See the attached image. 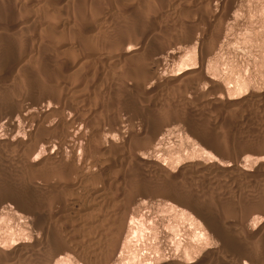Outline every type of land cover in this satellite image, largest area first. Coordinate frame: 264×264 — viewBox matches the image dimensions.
I'll return each mask as SVG.
<instances>
[{
  "label": "rangeland",
  "instance_id": "1",
  "mask_svg": "<svg viewBox=\"0 0 264 264\" xmlns=\"http://www.w3.org/2000/svg\"><path fill=\"white\" fill-rule=\"evenodd\" d=\"M66 1L0 0V32L2 31L0 35V218L3 217L5 218L3 220L8 221H4L5 224L2 222L3 224L0 225V227L3 226L0 229V240L14 231L13 241L17 240L15 241L16 243L18 239L28 241L34 239L32 237H35V234L46 223L49 214L52 211H56L55 203H53L55 198L53 197L57 198L59 195L60 187L55 186L57 184L54 182L57 177L53 176L54 180L52 182L53 178L45 175L42 170H35L34 172V166L28 161L34 158L37 160L42 159L37 167L46 165L50 161L46 160L48 151L42 146L43 150L42 144L35 149L32 147L36 143L35 140L43 137L44 132L48 138H53L55 134L51 130L43 129V127V135L41 131V134L38 133L39 130H42L41 127L32 135L28 133L30 132L31 121L38 117L45 104L50 102L53 104V108L59 107L58 109H52V113L39 115L41 121L45 120L47 123L55 124L61 119L63 112L61 109L63 110L65 106L71 104L70 101L76 100L77 102L80 101L79 104H83L86 110L92 111L91 123L89 124H94V126L91 125V127L98 125L97 127L110 128V125L114 124H112L114 118H121L125 122L123 131L131 133V129H134L133 131L143 130L142 133L137 134L135 132L131 136V148L144 147L153 128L167 121L165 124L168 125L164 128L170 133L166 132L169 135L166 134L167 148L169 150L173 148L170 152H175L177 157H179L176 163L177 158L172 153L176 160L169 162L170 156L166 155V163L174 169L186 165L187 169L190 168V171H196L197 169L193 170V167H198V162L205 161L210 166H207V171L205 170L202 174H205L204 180L208 181L209 179V181L201 182V180H197L194 177L195 179L192 180V183L185 176H182V179H180L181 183L184 181H190V183H183L181 184L183 185L182 187L177 184L175 188V185L167 183L169 184V187H167V184H163L164 182L166 183V179L163 178L165 179L164 181L159 179L161 175L165 176L164 172L161 173L158 169L156 171L152 167L150 171L161 174L159 176V174L155 173L154 181L153 177H145L146 179L140 177L137 171L135 172L137 168L132 166L135 170L133 171V168L129 167V170H126V176L129 177L131 174L130 176L131 178L133 176V180L131 182L129 181L131 180L130 178H125L129 182L125 184L124 192L133 191L136 188V182L140 181L141 187L143 186L144 191L146 190V199H150V203L155 202L156 204L157 201V203L162 204L161 200L163 198L166 200V195L172 193V196L177 199L186 200L185 202L191 203L193 207L196 205V210L199 209L202 214L214 216L216 223L219 222L220 225L223 222H225L223 224H226V222L232 223L236 233L230 235L235 237H228L234 239V242L230 246L217 250L215 254H212L213 256L215 255L214 257H210V255L209 262H207V259L206 263L215 264V261L216 264H238L239 262L241 264L246 261L247 264H264V256L262 258V255H264V229L253 235V238L248 232H244L248 231L247 224L264 223V0H225L222 5L219 2L220 0H181L182 4L180 6H175L180 3L179 0V2L177 0ZM95 6L100 9L98 12L93 10ZM80 7L83 9L81 10ZM83 11L90 13L87 14L88 21L81 16ZM98 13H102V15H98L101 18L109 14L111 20L102 23V25L98 24L95 19ZM78 15L80 16L78 17ZM228 15L231 19H229ZM78 18L83 19L82 21L85 23L81 21L82 25H78L77 23L81 24ZM92 18H94V21ZM196 36L203 38L202 47L199 46L197 49L194 48L195 41L193 40V37ZM88 38L91 39L89 40ZM80 41L85 43L82 44ZM142 41L144 42L143 45L146 44L145 47L147 46L142 56L130 57L131 55H121L124 44L129 42L140 44ZM94 44L97 48L94 47ZM117 45L119 46L118 48ZM164 45L178 47L180 52L183 53L177 59L164 58L166 61L164 60L161 64L154 61L156 56H152L153 59L148 57L151 60L150 63H147L148 53L164 47ZM109 46H113V49H110ZM99 48L102 49L101 52ZM193 49L195 50L194 53L191 52ZM103 51L105 53L114 51L112 54L120 57L114 68L109 70L105 65L101 66L103 63L97 59L96 55ZM188 54L192 55V59L185 61L188 59ZM201 56L202 59L200 60ZM82 58L89 60V63H84L85 65L80 66L76 71L74 70L75 68L69 67V63L81 62ZM144 62L147 65L142 64ZM148 64H152L153 66H150L156 70L163 69L166 75L176 74V79L171 84H168V87L170 86L169 89H163L164 83L157 82L152 88L145 90V81L143 80L146 79H142V77H147L148 70L144 72V69L146 66L148 67ZM90 65H96L94 67L98 71L102 70L98 72L94 67L89 68ZM97 65L102 68L100 69ZM201 66L204 67L206 73L213 77L214 83L205 84L208 82L203 76L205 72L200 70ZM88 68H93L92 72ZM142 68L143 70H141ZM144 74L145 76H143ZM241 80H245V86L241 90L240 88L236 89L238 82ZM151 96L155 97L151 98ZM156 97L160 100L158 104ZM147 98H150L151 101H147ZM138 109L139 111L137 112ZM103 118L104 122L100 121ZM98 120L100 121L99 124H97ZM50 133H52V136ZM36 134L38 136L40 134V137H37ZM22 137L25 140L29 138L32 140L29 139L27 143L23 144L24 146L15 142ZM93 139V143H98L99 140L102 143L101 139ZM118 141H121V138ZM28 143L33 144H30L31 146L29 145V147L27 146ZM19 144L21 145L20 147L18 146ZM202 149L212 153L213 157L203 152ZM39 151L42 152L39 153ZM147 156L152 158V155L148 153ZM108 158L112 160L113 156H111V153ZM135 161L138 162L137 160ZM207 161L210 162L208 163ZM108 167L112 172L115 169L113 164H108L106 168L108 169ZM241 168L248 169V171L244 172ZM110 171L107 170V173ZM112 172H110L111 175H114ZM33 173H35V176ZM192 173L194 174V172ZM42 174L44 175L43 177L41 176ZM36 176L41 179L39 180L37 177L36 181ZM45 177L44 182L43 179ZM156 177H159V180ZM183 178L185 179L184 181ZM46 180H48L49 184L46 183ZM247 180L252 181L249 184L250 186H243ZM129 183H133L132 185L135 188L131 184L132 189L130 185L126 186ZM204 184L207 185L205 186ZM55 194L58 195L56 196ZM37 197H40L41 200ZM153 197L155 198L153 199ZM42 200L46 201L43 202ZM49 202L50 204L53 203L52 206ZM48 205H50V208L47 209ZM42 208L43 210L45 209V212L42 211ZM9 218L11 219L9 220ZM38 226L40 228L35 230ZM57 229L54 228L53 233L56 231L58 234L51 233V236L55 235L57 243H62L64 242V240H61L64 239L63 233L60 229H58L60 231ZM18 232H23L24 234ZM261 233H263L262 236H260ZM50 239L46 240L47 243L44 244L45 249L40 257V262L35 261L29 264H43L47 260L46 258H49L52 245H54V242L52 243ZM238 239L239 241H237ZM212 240H209L208 245H218L216 244L217 242L215 243ZM105 242L104 240L101 241L103 251L106 249L104 247H107L109 243L111 245V241L109 243L108 240ZM0 243L5 245L1 241ZM11 243V245L14 244V242ZM50 243L51 246L49 245ZM6 246H9V243H6ZM204 248L205 246H200L195 249L196 251L194 250L192 253V260L197 259L199 257L197 255L201 254L200 250H204ZM233 248H236V250ZM83 249L80 248L78 249L79 251H76L78 255L81 254L75 260L79 261L80 264L84 258L81 264L84 262L85 264H92L95 257H91L92 252H90L89 246L86 247L85 245ZM46 250H49V252ZM75 254L72 255L75 257ZM255 255H259L256 257L260 259L258 260L254 257ZM217 256L218 261L215 259ZM0 260L10 262L9 264H25L20 262L17 256L13 254L12 257L3 258L0 256ZM88 261L92 263H88Z\"/></svg>",
  "mask_w": 264,
  "mask_h": 264
},
{
  "label": "bare ground",
  "instance_id": "2",
  "mask_svg": "<svg viewBox=\"0 0 264 264\" xmlns=\"http://www.w3.org/2000/svg\"><path fill=\"white\" fill-rule=\"evenodd\" d=\"M101 1H103V0H101ZM179 1H180V3L175 5V6H178V5L180 6V4H182L181 0H179ZM224 1L225 0H220L219 2L222 5V3L224 4ZM63 2H64V0H63ZM66 2H69V1H66ZM164 3H166V2H164ZM45 5H47V4H45ZM169 5H171V4H169ZM50 6H51V4H50ZM69 6H71V5H69ZM97 6H98V4H97ZM23 7H24V5H23ZM164 7L168 8L166 6H164ZM80 9H81V7H80ZM84 9H86V8L84 7ZM37 10H38V8H37ZM93 10L98 12L100 9H98L95 6ZM171 10H173V9H171ZM86 11L85 12L83 11V13H81L82 14L81 16L83 18H85V20L87 19V17H88L87 14L89 13V12L86 13ZM88 11H89V9H88ZM94 11H93V13H94ZM35 12H36V10H35ZM95 14H96V12H95ZM99 14L102 15V13H98L96 15V18H95L98 24L102 25V23H104V22H106L108 20H111V18H110L111 16L109 14H107L103 18L99 17L98 16ZM111 15H113V14H111ZM79 16L80 15H78V17ZM81 18L80 19L78 18L80 23L83 20ZM93 19L94 18H92V20ZM229 19H231V17ZM88 20H89V18L87 19V21ZM79 21H76V22H79ZM70 22H71V20H70ZM72 23H73V21H72ZM82 23H85V22L82 21ZM82 23L81 24L77 23V24L78 25H82ZM72 28L74 29V27H72ZM1 33H2V31L0 32V35H1ZM78 37H79V35H78ZM94 37H96V36H94ZM94 37H93V39H94ZM134 39H136V38H134ZM202 39L203 38L200 37V36L193 37V40L195 41V46H194L195 49H197L199 46L202 47ZM81 40L83 41V39H81ZM82 41H80V42L82 43ZM105 42H106V40H105ZM83 43H85V42H83ZM110 44H108V45H110ZM143 44H144L143 41L140 44L139 43L138 44L137 43L134 44V42L133 43L129 42L127 44H124V46L122 48L121 55L122 56L131 55L130 57H136V56H139V55L142 56L145 53V49L147 48V46L145 47L146 44L145 45H143ZM113 46H111V47L109 46V48L113 49ZM165 46L166 45H164V47L158 48L157 50H153V52L148 53L147 58H146L148 60L147 63H150V60H151L152 56H156V58L154 57V61L155 62H159L161 64L162 62H164V60H165L164 58L168 57L170 59H177L183 53V52H180V48H178V47L170 46V45L169 46L167 45L168 47L167 46L165 47ZM94 47H95V44H94ZM118 47L119 46L117 45V48ZM95 48H97V47H95ZM99 49H97V50H99ZM101 50L102 49H100V52H101ZM193 50L191 52L194 53L195 50L194 51ZM215 50H217V49H215ZM181 51H183V50H181ZM100 52L96 55L97 59L100 62L103 63V65H101V64L100 65L101 66L105 65L107 68H109V70L114 68L115 65L117 64V62L119 61L118 59L120 57L112 54L114 51L112 53H110L111 51H108L106 53L104 51L102 53H100ZM186 54H184V55H186ZM191 56L192 55L188 54L187 55L188 59L185 60V61H189ZM116 57H118V58H116ZM148 57H151L150 60H149ZM84 59L81 62L79 61V62H76V63H69L70 64L69 67L70 68H75L74 70L76 71V69H78L82 65H85L84 63H87L89 61V60H84ZM97 59H96V61H97ZM201 59H202V56H201L200 60ZM142 64H146V63L144 62ZM152 64H154V63H152ZM152 64H150V65H152ZM150 65L148 64V67L146 66L145 69H144V72H145V70H148L147 71V75H146L147 77L146 78L142 77V79H146V80H143V81H145V90L146 89L148 90V89L152 88V86L154 84H156L157 82L164 83L165 86H164L163 89H165V88L169 89L170 86L168 87V84H171L176 79L175 78L176 74H174V75L173 74L166 75L163 69L162 70L161 69L156 70L154 67H152L153 65L152 66H150ZM94 66L96 67V65H93V66L90 65L89 68L94 67ZM95 67H94V69L96 70ZM92 69H89L90 72H92L91 71ZM124 69H126V68H124ZM129 69H131V68H129ZM141 70H143V68ZM141 70H140V72H141ZM200 70L204 71V67L201 66ZM96 71H98V69ZM100 71H98V72H100ZM203 74H204L203 76L205 77V80L208 82V83H205V80H204L205 84H209V83H212L214 81L213 77L210 76L208 73L205 72ZM143 76H145V74ZM94 78H95V76H94ZM243 86H245V80L239 81L237 86H236V89L240 88V90H241V88ZM171 90H172V87H171ZM172 93H174V92H172ZM188 93H189V91H188ZM153 95H155V94H153ZM156 95H157V93H156ZM169 96H171V95L169 94ZM152 97L153 96H151V98ZM129 98H130V96H129ZM161 98H163V97H161ZM72 99H73V97H72ZM136 100H138V99H136ZM148 100H150V98H147V101ZM156 101H158L157 102V104H158L160 100L156 97ZM70 102H71V104H69L68 106H65V108L63 110L60 108L61 111H63L62 112V116H61V119L58 122H56L55 124L47 123L45 120L41 121V119L39 117L40 114L41 115L42 114H49V113H52L51 112V111H53L52 109H58L59 108V107H54L53 108V104H51L50 102L45 104L44 108L41 109L42 111H41L40 114H38V117L36 119L32 120L33 116L31 117L32 121L31 120L30 121L32 122V124L30 122L31 127L29 126L30 127L29 128L30 132L28 133L29 135H32L34 132L37 131V129H39L40 127L42 129V127H43V129L51 130L53 132V134H55L53 136L54 139L53 138H48L47 134L45 135V132H44L45 136L43 135V129L39 130L38 133L41 134V132H42L43 137L38 138V140H35L36 143H34V145L32 147V148L35 149V148H38L42 144L41 147L43 146L48 151V153H46V155H47L46 160L47 161L50 160V161H48L47 164L44 162V164H46V165H42V166H38V167H37V165H39L41 163L42 159L41 160H37V159L34 158V159H31V161H30V159L28 158L29 159L28 161H29V163L31 162V164L34 166L33 167L34 172H35V170H42V172L45 175H47V176H50L52 178H53V176L57 177V180L55 179L56 181H54V182L57 184L55 186L60 187V190L58 189L59 190L58 191L59 195L57 194L58 196L55 194L57 196V198L53 197V198H55L53 203H55L56 211H54V212L52 211L49 214V217L47 218L46 223L39 230L40 232L39 231L38 232L35 231V230H38L40 228V226H38V228H36V229L32 228V229H35V230H32V231L37 232V234H35L33 232L36 236L32 237L34 239H32L30 241H28V240H20V239H18L17 243L15 242L17 240L13 241V237H14V232L15 231L11 232V234L9 233V235H7L5 237L1 236L2 239L0 241L3 244H5V245H2L0 243V256H2L3 258L4 257H9V256L12 257V254H13L14 256H17V258L20 260V262H22V263L24 262L25 264H29V263H32V262H35V261H39L40 262V260H41L40 257H41V255H43V252H44V249H45L44 244L47 243L46 240L51 238L50 241H52V243L54 242V245H52L53 247L51 248L50 255L47 253L49 255V258L47 257L46 258L47 260L45 262L43 261L44 262L43 264H79V261H77L75 259H76V257H79L81 253L78 255L76 251L78 249H80V248L83 249V246L85 247V245H86V247L89 246V250H90V252H92L91 257L92 256L95 257L94 258L95 260L92 261V259H91V261L93 263L95 261L94 264H211V263H206L207 259H208L207 262H209V259H210L209 256L210 255H211L210 257H214L215 255L213 256L212 254H215L217 250H219V249H221L223 247L230 246V244L234 242L233 241L234 239H230L231 237L234 238L235 236H231V235L233 233L234 234L236 233L235 229L233 228L234 225L232 223H230V222L227 223L226 222V224H223L225 222L222 221L223 223L221 222L222 225H220L219 222L216 223L217 222L216 219H215L216 222L214 221V218H213L214 216L211 217V216H207L206 214L205 215L202 214L199 209L196 210V208H195L196 205H195V207H193V205H191V203L185 202L186 200L182 201L180 199H177L175 196H172V193L168 194V195L165 194L166 195V200H165V198H163L164 202H163V199L161 198L162 199L161 200L162 204L159 203V202L157 203V201H156V204H155V202L154 203L153 202L150 203L151 202V201H149L150 199L149 200L146 199V194H145L146 190L144 191L143 186L141 187V182L140 181H139L140 183L138 181L136 182V184H135L136 188L133 187L134 186V185H132L133 183L127 184L126 186L131 184L132 187L135 188V189H133V191L128 189L130 191L129 193H125L124 192L125 191V184L128 183L129 181L132 182V180H133L132 179L133 176H132V178L130 176L131 174L129 175V177L126 176V173H127L126 170L127 169L129 170V167H132V166H135V168L138 169V170L137 169L135 170L132 167L133 171L134 170H135V172L137 171V174L140 177L144 178V179H146L145 177H150V178L153 177L154 178V174L156 172H154V171L152 172V170L150 171V169L152 167L155 168L156 171L158 169L159 171H161V173L164 172L165 176L163 177V175L158 173L159 176L161 175V177H162V178L161 177L160 178L158 177V178L162 179L163 181L166 179L165 180L166 183L164 182L163 184L166 185L167 183H169L170 185L171 184L173 186L175 185L174 188L176 187L177 184L179 186V184L181 185V184L186 183V182L190 183V181L193 183L192 180L195 179V178L197 180H201V182H203V181L208 182L209 181V179H208V181L204 180L205 179V176H204L205 174L204 175L202 174V172H204L205 170L207 171V168L210 166V165L208 166V164L205 161L204 162H198L197 163L198 167L197 166L195 168L193 167V170L197 169L196 171L195 170L194 171H190V168L187 169L186 165H184V166L182 165V166H179V167H178V165H176L178 168L174 169V168H171L169 166V164L166 163V159H167V157L165 158L166 155L170 156V161L169 162H171L172 160H176V158H177V161H176V163H177L178 162V157H179V156L177 157V154L175 152H172V153H174V156L176 157L174 159L172 153L170 152V150H172L173 148L170 149V150L167 148L168 147L167 146V143H168L167 142V135L168 134L166 132H168V131L166 129H164L165 126L168 125V124H165L167 121L164 122L165 125L162 122L161 123L162 125L160 124L158 127H156V128L154 127L155 129L153 128L151 133L148 135V138L146 137L147 138V140H146L147 143H146V145L144 147H142V148H131V143H130L131 136L133 134H135V132L137 134H140V133H142L143 130L140 129V130H137V131H133L134 129L133 130L131 129V131H132L131 133L128 132V131H123L125 122L121 118H119V119H115L114 118L113 122H112V124L113 123L114 124L110 125L111 126V127L109 126L110 128H108L106 126L108 129L104 128V127H101V126L97 127L98 125L95 126V127H91L92 124L90 125L89 123H91L90 120H91V116H92V111L86 110L85 106L83 104H79L80 101L77 102L76 100H72ZM161 102H162V100H161ZM122 108L125 109L124 107H122ZM128 110H130V109H128ZM131 110H133V109H131ZM138 111H139V109L137 110V112ZM108 116H109V114H108ZM130 118H132V117H130ZM109 120H112V119H109ZM100 121L104 122V118L102 120L100 119ZM100 121L97 124H99ZM132 121H133V119H132ZM129 123H131V122H129ZM133 124H135V123H133ZM105 125H103V126H105ZM128 125H130V124H128ZM61 126H62V128L59 129V127H61ZM92 126H94V124ZM29 129H27V130H29ZM48 132H50V131H48ZM88 132H89V134H88ZM40 134H39V136L37 135V137H40ZM50 135L52 136V133H50ZM117 137L121 138V141H118L119 138L117 139ZM22 138L17 139V141H15V142L20 143V144L23 145V144L27 143V141L29 139L32 140L31 139L32 137L29 138L28 140H25L24 137H22ZM93 138L98 139V140L101 139L102 143L100 142V140L98 142L99 144L97 142H96L97 144L93 143V141H92V140H94ZM143 138H144V136H143ZM35 139H37V138H35ZM168 141H169V139H168ZM20 144L18 145L19 147L21 146ZM30 144L28 143L27 146H29ZM41 147H40V149L43 148V147L42 148ZM44 148H43V150H44ZM202 150H203V152H205V153L209 154L211 157H213L212 153H208V151H205L204 149H202ZM41 152L39 151V153H41ZM200 152H202V151H200ZM110 153H111V156H113V158H114V159L112 158L113 161L110 158H108V157H110ZM112 153H114V155H112ZM147 153L152 155V158H150L151 156L150 157L147 156ZM44 155H45V153H44ZM35 156H36V153H35ZM39 158H41V157H39ZM135 160H137L138 162H136ZM193 162H195V161H193ZM107 163L110 164V165L113 164V166L115 168L113 172L110 171L109 167H108V169L106 168L108 166ZM212 164H215V163H212ZM219 164H217V165H219ZM173 165H171V166H173ZM220 165H222V164H220ZM188 167H189V165H188ZM28 168H29V165H28ZM241 169H243L244 172L248 171V169L246 170L245 168H241ZM107 170L112 172V174L114 173V175H111L110 172L107 173ZM192 172H194V174ZM39 173H37V174H39ZM34 174L35 173H33V175ZM133 174H134V172H133ZM186 174H187V176H186ZM245 174H247V173H245ZM38 176L40 177V175H38ZM38 176H36V179H35L36 181H37V177ZM41 176L43 177L44 175L42 174ZM182 176H185L186 179H188L190 181H186L185 182L184 181L185 179L183 178L184 182L181 183L180 179H182ZM127 177L131 179L128 182L125 179ZM158 178L156 177V179H158ZM163 178H165V179H163ZM40 179L41 178H39V180ZM45 179H46V177L43 179V181ZM53 180H54V178L52 179V182H53ZM137 180H138V178H137ZM46 181H47L46 183L49 184L48 180H46ZM154 181H155V178H154ZM39 182H41V181H39ZM52 182H51V184H52ZM144 182H147V181H144ZM195 182H194V184H195ZM251 182H252L251 180H247V181H245L243 186L244 185L248 186L249 184H251ZM46 183H44V184H46ZM199 183H200V181H199ZM169 184H167V187H169ZM131 185H130V188H131ZM144 185H145V183H144ZM204 185L206 186L207 184H204ZM182 186L183 185H181V187ZM10 190H11V188H10ZM36 192H37V190H36ZM47 193H49V192H47ZM151 193H152V191H151ZM34 194H36V193H34ZM165 195H163V196H165ZM154 198L155 197H153V199ZM157 198H158V196H157ZM40 200H41V198H40ZM50 200H52V199L50 198ZM42 201H41V203H42ZM45 201H43V202H45ZM36 202H38V201H36ZM53 203L50 204V202H49V204L51 206H52ZM50 205H48L49 207H47V209L50 208ZM44 210L42 208V211H44ZM201 210H202V208H201ZM40 211H41V208H40ZM194 212H195V214H194ZM204 213H206V212H204ZM37 214H39V213H37ZM4 215H6V214H4ZM0 217H1V215H0ZM33 218H35V217H33ZM3 219H5V218H3V217L0 218V225L3 224L2 222L6 221V220H3ZM10 219L11 218H9V220ZM42 221L44 222V220H42ZM6 222H8V221H6ZM19 223H18V225H19ZM257 223H254V225L253 224H249L248 225L246 223L247 226H248V231H244V232L245 233L248 232L249 235H251V237L253 238L254 237L253 235H255L260 230L264 229L263 228L264 223H262V222H259L258 224ZM4 224H5V222H4ZM16 224H15V226H16ZM32 224H33V222H32ZM20 226H21V224H20ZM1 227H3V226H1ZM1 227H0V229H1ZM23 228L25 229V227H23ZM54 228H58V229L61 230V232L63 233V237H64V239H61V240H64V242L57 243V241L55 240L57 238H55L54 237L55 235H53V234L56 233V235H57L58 233L56 231H54V233H53V229ZM6 229H7V227H6ZM24 229H23V231L26 230V229L25 230ZM19 230H20V228H19ZM60 230H58V231H60ZM18 233L24 234L23 232H18ZM28 233H30V232H28ZM51 233H53L52 234L53 237L51 236ZM262 234L263 233H261L260 236H262ZM4 235H5V233H4ZM15 235H17V234L15 233ZM20 236H22V235H20ZM228 236H231V237L229 238ZM239 236H240V234H239ZM57 237H59V236H57ZM210 239H213L215 241V243L217 242L216 244H218V245H211V244L208 245V242H209ZM102 240H104V242L108 240V243L111 241V245H109L110 244L109 243L107 247H104V248H106L104 251L102 249L103 247L101 246V241ZM237 241H239V239ZM11 242H14V244L11 245L12 244ZM235 242H236V239H235ZM6 243L7 244L9 243V246H6ZM49 245L51 246V243ZM200 246L201 247L205 246L204 250L203 249H202L203 251L200 250L201 254L197 255L199 257L197 259L192 260L193 259L192 258L193 251L195 249H197L198 247H200ZM232 247H233V244H232ZM85 249H83V250H85ZM233 249L236 250V248H233ZM83 250H81V252H83ZM46 251L49 252V250H46ZM261 252H262V250H261ZM258 253L260 254V252H258ZM45 254H46V252H45ZM72 254H75L76 256L74 257ZM84 254H85V252H84ZM218 254H220V253H218ZM218 256H217V258H215V259H217L216 261H218ZM256 256L258 257L259 255H255L254 257H256ZM263 256L264 255H262V258H263ZM241 260H239V261H241ZM83 261H84V258H83ZM83 261H81V262H83ZM81 262H80V264H81ZM89 262L90 261H88V263ZM92 262H90V263H92ZM210 262H212V261L210 260ZM247 262H248V260H247ZM255 262H256V260H255ZM9 263L10 262H6V261L3 262V261L0 260V264H9ZM214 263L216 264L215 261H214ZM251 263H253V262H251ZM82 264H85V262L82 263ZM241 264H247V263H246V261H244V263H241Z\"/></svg>",
  "mask_w": 264,
  "mask_h": 264
}]
</instances>
